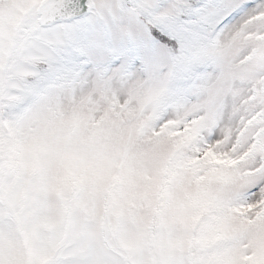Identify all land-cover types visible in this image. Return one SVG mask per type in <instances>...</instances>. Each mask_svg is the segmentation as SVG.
I'll return each mask as SVG.
<instances>
[{
    "label": "snow or ice",
    "instance_id": "1",
    "mask_svg": "<svg viewBox=\"0 0 264 264\" xmlns=\"http://www.w3.org/2000/svg\"><path fill=\"white\" fill-rule=\"evenodd\" d=\"M161 126L189 131L162 153ZM214 147L237 204L264 201V0H0V264H264L244 221L196 231Z\"/></svg>",
    "mask_w": 264,
    "mask_h": 264
},
{
    "label": "clouds",
    "instance_id": "2",
    "mask_svg": "<svg viewBox=\"0 0 264 264\" xmlns=\"http://www.w3.org/2000/svg\"><path fill=\"white\" fill-rule=\"evenodd\" d=\"M102 84L94 83L85 90V95H91L93 91L102 88ZM119 102L127 108L128 114L138 117L141 113L149 115L151 106L150 90L140 84H134L128 88L119 90ZM87 112L88 106L82 108ZM171 123V122H169ZM186 128L183 133L166 134V126H161L160 131L153 134L154 146L162 153L169 152L176 137L181 141L186 139ZM159 137V139H155ZM230 152L217 150L215 147L202 155H195L189 161V167L198 171L193 188L201 205L207 210L201 214L196 222V231H204L208 238H215L223 234V229L228 221H244L247 233L244 243H252L264 239V229L256 226V221L264 217V201L255 202L251 206L239 205L236 202V188L231 179V170L236 169L240 163L237 160L232 163ZM126 191L117 183L113 189L115 195H121ZM70 195H72L70 193ZM81 195H85L82 193ZM222 216L224 221L218 223L215 217ZM40 241H38V244ZM243 264H255V260H244Z\"/></svg>",
    "mask_w": 264,
    "mask_h": 264
},
{
    "label": "water",
    "instance_id": "3",
    "mask_svg": "<svg viewBox=\"0 0 264 264\" xmlns=\"http://www.w3.org/2000/svg\"><path fill=\"white\" fill-rule=\"evenodd\" d=\"M84 2H86V0H84Z\"/></svg>",
    "mask_w": 264,
    "mask_h": 264
}]
</instances>
